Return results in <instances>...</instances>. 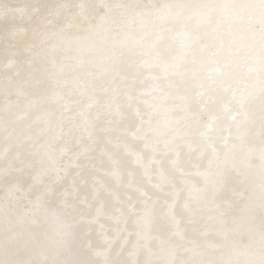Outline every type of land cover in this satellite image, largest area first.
Returning <instances> with one entry per match:
<instances>
[{
	"label": "snow or ice",
	"instance_id": "obj_1",
	"mask_svg": "<svg viewBox=\"0 0 264 264\" xmlns=\"http://www.w3.org/2000/svg\"><path fill=\"white\" fill-rule=\"evenodd\" d=\"M0 264H264V0H0Z\"/></svg>",
	"mask_w": 264,
	"mask_h": 264
},
{
	"label": "bare ground",
	"instance_id": "obj_2",
	"mask_svg": "<svg viewBox=\"0 0 264 264\" xmlns=\"http://www.w3.org/2000/svg\"><path fill=\"white\" fill-rule=\"evenodd\" d=\"M4 2L6 3H20V4H23V3H28V2H31V0H4ZM258 216H259V209L257 210V213H256Z\"/></svg>",
	"mask_w": 264,
	"mask_h": 264
}]
</instances>
